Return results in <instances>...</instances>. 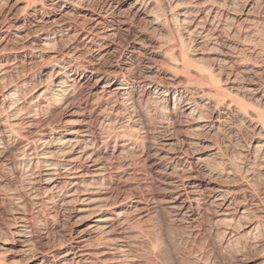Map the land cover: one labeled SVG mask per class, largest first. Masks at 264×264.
<instances>
[{
	"label": "bare ground",
	"instance_id": "obj_1",
	"mask_svg": "<svg viewBox=\"0 0 264 264\" xmlns=\"http://www.w3.org/2000/svg\"><path fill=\"white\" fill-rule=\"evenodd\" d=\"M168 221L264 231V0H0V264H179Z\"/></svg>",
	"mask_w": 264,
	"mask_h": 264
},
{
	"label": "rangeland",
	"instance_id": "obj_2",
	"mask_svg": "<svg viewBox=\"0 0 264 264\" xmlns=\"http://www.w3.org/2000/svg\"><path fill=\"white\" fill-rule=\"evenodd\" d=\"M122 44V45H121ZM120 45L121 46H123V43H121ZM52 46H53V48H52ZM52 46H50L48 49H54V50H57V49H61L62 48V46H63V43H59V42H57L56 44H53ZM187 48V50H188V46L187 47H185L184 48V50ZM44 51H46V49L44 48L43 49ZM42 50V51H43ZM186 50V52H188V54H190L191 55V53H189V51H187ZM189 50H190V48H189ZM193 53V52H192ZM85 55H86V53H85ZM202 57V58H201ZM196 58H198L199 59V61L198 60H196L197 62H198V64H207L208 63V60L206 59V57L205 56H201L200 54H197V56H196ZM201 59H203V60H201ZM206 61H205V60ZM39 60V58H34L33 59V61L35 62V64H36V62ZM201 60V61H200ZM79 62L81 63L82 62V60H81V58L79 59ZM34 64V65H35ZM12 173L11 171H8V174H7V176H8V178H10L11 179V177L13 176L12 174H10V173ZM13 178V177H12ZM155 185V184H154ZM150 186H153V183H152V185L150 184ZM154 187V186H153ZM158 218L157 217H153L152 218V220H150L149 221V224L151 223V228L152 227H154V228H152V234L154 233H156V235H154L153 234V236H158L159 235V233H160V231H159V225H158ZM155 222V223H154ZM51 222H49V225H48V228H47V234H49L48 236H49V238H48V236L46 235V233H45V235L47 236V241L50 243V244H52V243H54V244H56V242H57V238H58V236H57V234L56 233H51L52 232V229H50V227L52 226L51 224H50ZM157 224V225H156ZM171 224V225H170ZM176 224H178V226H176ZM38 226H39V224H37ZM41 225V224H40ZM168 225H169V227H168ZM168 225H167V231L169 232V234L174 238V240L178 243V249H177V255H178V257H179V260H180V263L179 264H195L194 263V260L190 257V256H186L187 254H186V251H185V248H184V246L186 245L185 244V237H186V232H185V230L183 229V227H181V225L178 223V222H174V221H168ZM42 226V225H41ZM172 226H175V227H172ZM171 228V229H170ZM177 228V229H176ZM156 229V230H155ZM181 229H182V231H181ZM51 230V231H50ZM171 230V231H170ZM178 230V231H177ZM180 230V231H179ZM49 231V232H48ZM158 231V232H157ZM181 233V234H180ZM185 233V234H184ZM39 235V233H37V232H35V235ZM53 234V235H52ZM174 235V236H173ZM175 235H176V237H175ZM181 235V236H180ZM184 237V238H183ZM51 239V240H50ZM52 239H53V241H52ZM183 239V240H182ZM257 240H258V242H257V245L255 246V245H252L251 243H249V242H246V245L244 246L243 244H234V245H232L231 247L233 248V249H231V247H228V248H225V249H223L224 250V252H223V250L222 249H220L219 251L218 250H213L212 252H213V254H215V256H216V262H215V264L217 263H219V264H263V262L261 261L262 259H263V256H264V231L263 232H260V235L258 236V238H257ZM51 241H52V243H51ZM201 241V240H200ZM260 241V242H259ZM182 244H181V243ZM183 245V246H182ZM251 246V247H250ZM8 247V251L6 250V253H5V259L7 260V261H14V260H17V259H19L18 258V256H15L14 255V252H13V250H12V246L11 245H8L7 246ZM243 247V248H242ZM250 247V248H249ZM236 248V249H235ZM238 249H239V252H237L238 251ZM251 249V250H250ZM253 249V250H252ZM181 250H182V252H181ZM184 250V251H183ZM230 250V251H229ZM235 250V251H234ZM237 250V251H236ZM262 250V251H261ZM234 252V253H233ZM261 252V253H260ZM181 253V254H180ZM223 253H225V254H223ZM238 253V254H237ZM184 256H183V255ZM182 255V256H181ZM237 255V256H236ZM242 255V256H241ZM239 256V258H237ZM3 257H4V255H3ZM183 257V258H185V259H181V258ZM188 257H190V258H188ZM242 257V258H241ZM188 258V259H187ZM222 258V259H221ZM14 259V260H13ZM240 259V260H239ZM187 260H188V262H187ZM230 260V262H228V261ZM218 261H220V262H218Z\"/></svg>",
	"mask_w": 264,
	"mask_h": 264
}]
</instances>
